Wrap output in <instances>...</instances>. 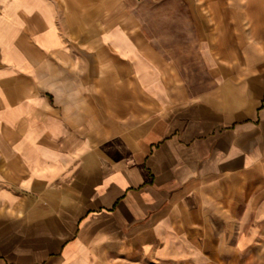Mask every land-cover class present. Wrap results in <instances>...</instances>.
Here are the masks:
<instances>
[{
    "label": "crops",
    "instance_id": "1",
    "mask_svg": "<svg viewBox=\"0 0 264 264\" xmlns=\"http://www.w3.org/2000/svg\"><path fill=\"white\" fill-rule=\"evenodd\" d=\"M0 264H264V0H0Z\"/></svg>",
    "mask_w": 264,
    "mask_h": 264
},
{
    "label": "rangeland",
    "instance_id": "2",
    "mask_svg": "<svg viewBox=\"0 0 264 264\" xmlns=\"http://www.w3.org/2000/svg\"><path fill=\"white\" fill-rule=\"evenodd\" d=\"M188 36L189 33H177V59L179 58L182 60L184 66L188 69V71H190L189 75L192 76L190 82L193 89H198L207 81L205 80L203 67L199 62L194 36L192 35L191 38Z\"/></svg>",
    "mask_w": 264,
    "mask_h": 264
}]
</instances>
